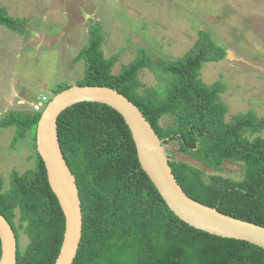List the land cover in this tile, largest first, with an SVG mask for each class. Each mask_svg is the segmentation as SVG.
<instances>
[{
    "label": "trees",
    "instance_id": "16d2710c",
    "mask_svg": "<svg viewBox=\"0 0 264 264\" xmlns=\"http://www.w3.org/2000/svg\"><path fill=\"white\" fill-rule=\"evenodd\" d=\"M0 25L24 35L27 21L8 15L0 5ZM89 40L76 61L85 76L78 86L113 89L136 105L164 144L177 143L178 153L219 173L226 163L243 166L241 180L170 158L173 174L186 195L224 215L264 227V118L253 112L226 119L221 100L226 85H207L201 79L206 63H218L226 49L211 35L199 38L184 57L153 60L145 49L122 65L121 55L106 57L105 35L98 22L90 24ZM144 70L159 84L145 87ZM70 85H60L54 96ZM51 100V99H50ZM49 100V101H50ZM44 110V109H43ZM9 111L0 129L15 127L14 145L34 133L43 112ZM173 123L162 126V119ZM62 152L76 178L83 213V232L74 264H264V249L197 230L168 207L143 171L132 133L123 117L99 103H80L58 119ZM35 167L15 172L11 188L0 179V214L18 241L17 264H55L65 234V216L53 193L37 148ZM21 232L27 237L21 247ZM2 255L0 240V259Z\"/></svg>",
    "mask_w": 264,
    "mask_h": 264
},
{
    "label": "rangeland",
    "instance_id": "374dc122",
    "mask_svg": "<svg viewBox=\"0 0 264 264\" xmlns=\"http://www.w3.org/2000/svg\"><path fill=\"white\" fill-rule=\"evenodd\" d=\"M0 5L10 17L26 20L28 30L18 35L0 25V119L9 111L35 112L40 97L50 100L56 87L83 80L85 65L76 57L88 43L93 22L102 25L106 57L121 55L115 74L141 49L153 60H176L193 47L199 31L209 33L227 56L204 64L201 79L226 85L221 95L229 109L226 119L247 112L264 118V0H0ZM140 80L145 87L160 82L149 70L140 73ZM161 123L168 127L173 120L166 117ZM16 134L15 127L0 129L4 190L11 188L15 172L23 174L36 163L34 133L14 145ZM165 148L171 160L215 173L179 154L177 143ZM215 174L241 180L243 166L226 163ZM20 239L24 249L23 232Z\"/></svg>",
    "mask_w": 264,
    "mask_h": 264
},
{
    "label": "water",
    "instance_id": "95a60500",
    "mask_svg": "<svg viewBox=\"0 0 264 264\" xmlns=\"http://www.w3.org/2000/svg\"><path fill=\"white\" fill-rule=\"evenodd\" d=\"M85 102L107 105L123 117L132 133L143 171L181 221L210 235L248 242L264 249V227L224 215L186 195L173 174L164 142L128 98L107 87L73 85L47 103L36 130L37 151L66 220L64 240L55 264H74L83 232L81 199L76 178L61 149L58 119L68 108ZM0 240V264H17V237L1 214Z\"/></svg>",
    "mask_w": 264,
    "mask_h": 264
},
{
    "label": "built area",
    "instance_id": "2783aa9c",
    "mask_svg": "<svg viewBox=\"0 0 264 264\" xmlns=\"http://www.w3.org/2000/svg\"><path fill=\"white\" fill-rule=\"evenodd\" d=\"M49 102L48 98L45 96H42L38 99V101L34 104V111L35 112H41L47 103Z\"/></svg>",
    "mask_w": 264,
    "mask_h": 264
},
{
    "label": "crops",
    "instance_id": "0c3cea01",
    "mask_svg": "<svg viewBox=\"0 0 264 264\" xmlns=\"http://www.w3.org/2000/svg\"><path fill=\"white\" fill-rule=\"evenodd\" d=\"M36 45H38L37 43H36ZM39 46V45H38ZM23 100V99H22ZM24 101V100H23ZM25 102V101H24Z\"/></svg>",
    "mask_w": 264,
    "mask_h": 264
}]
</instances>
